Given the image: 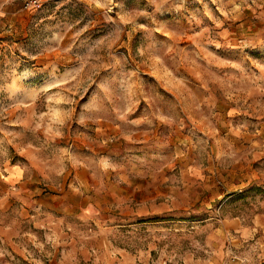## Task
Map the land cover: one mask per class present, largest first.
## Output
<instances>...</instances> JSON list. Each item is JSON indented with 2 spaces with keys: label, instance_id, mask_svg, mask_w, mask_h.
<instances>
[{
  "label": "rangeland",
  "instance_id": "1",
  "mask_svg": "<svg viewBox=\"0 0 264 264\" xmlns=\"http://www.w3.org/2000/svg\"><path fill=\"white\" fill-rule=\"evenodd\" d=\"M0 0V264H264V0Z\"/></svg>",
  "mask_w": 264,
  "mask_h": 264
},
{
  "label": "built area",
  "instance_id": "2",
  "mask_svg": "<svg viewBox=\"0 0 264 264\" xmlns=\"http://www.w3.org/2000/svg\"><path fill=\"white\" fill-rule=\"evenodd\" d=\"M29 3H36V0H30Z\"/></svg>",
  "mask_w": 264,
  "mask_h": 264
}]
</instances>
